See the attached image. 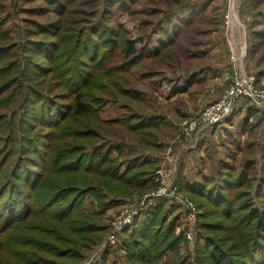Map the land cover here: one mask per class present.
Wrapping results in <instances>:
<instances>
[{"label": "rangeland", "instance_id": "obj_1", "mask_svg": "<svg viewBox=\"0 0 264 264\" xmlns=\"http://www.w3.org/2000/svg\"><path fill=\"white\" fill-rule=\"evenodd\" d=\"M249 77L264 0H0V264H264V109L186 135Z\"/></svg>", "mask_w": 264, "mask_h": 264}, {"label": "trees", "instance_id": "obj_2", "mask_svg": "<svg viewBox=\"0 0 264 264\" xmlns=\"http://www.w3.org/2000/svg\"><path fill=\"white\" fill-rule=\"evenodd\" d=\"M104 31L105 30L102 27H99L97 33H102ZM90 41L93 42L94 40L91 39ZM128 45H129V49H128L129 54L134 53V44L132 42L128 41ZM99 46H101V40H99L98 43L96 41L95 43L86 44L85 46H81V44L78 45L75 42V44L73 45V47H71V49L72 48L75 49L74 52L76 53V49L77 48H85L84 51H86V53L95 54L96 50H97V48ZM74 55L75 54H73V56ZM90 57H92V56L90 55ZM99 60H101L100 57H98V59L96 61H99ZM82 75H83V72L81 71L79 73V75H77V77H80ZM183 90H184V88H179L177 91L181 92ZM73 103H74L73 104L74 114H84V113L89 111L87 103L84 100V95L82 93L74 94ZM64 160H65V155L62 154V152H58L56 154V158H55L54 161H55L56 164L59 165ZM117 178H118L117 180H119L121 182L123 181L121 179V176H117ZM132 179H133V177H132ZM144 182H145V180H144ZM124 183L128 184V185H133V186L138 185L136 182H133V183L129 182V180H127ZM141 184H143V182H141ZM187 185H189V184H187ZM187 185H186V187H187ZM2 195L3 194L0 195V200L2 198ZM165 227L166 226L162 225V222L160 220L158 221L156 219L155 215H153V214L148 215L147 218H144L141 222L137 223L136 226H135V229L137 231L136 234L138 235V238H137L136 241H140V242H135L134 240L130 242V248H131V251H130L131 254L130 255H133V256H136L137 258H140L138 256H141L143 254L145 256L147 255V259L150 256H153V254L148 252L149 251V246H151L150 243H149L151 233H154L155 237L159 238L158 242L163 243L162 239H165V237H166V236H163V234L166 233L167 230L170 231V228H168V227L165 228ZM254 244H255V241H254ZM249 258L253 259V257L251 255L249 256Z\"/></svg>", "mask_w": 264, "mask_h": 264}, {"label": "built area", "instance_id": "obj_3", "mask_svg": "<svg viewBox=\"0 0 264 264\" xmlns=\"http://www.w3.org/2000/svg\"><path fill=\"white\" fill-rule=\"evenodd\" d=\"M255 85V78L249 77L245 78L244 81L237 86H230L219 101L211 103L201 114L200 118L189 126L186 135H191L193 130L199 125H214L221 122L230 114L237 102L241 99H247L256 107L264 109V91L256 89ZM165 190L166 189L162 187L156 195H160L165 192ZM182 204L187 208V219L190 222V226L195 225L197 220L195 205L192 201H187Z\"/></svg>", "mask_w": 264, "mask_h": 264}]
</instances>
